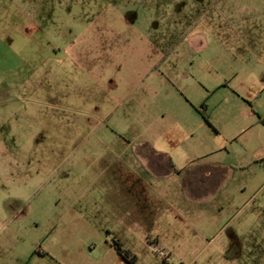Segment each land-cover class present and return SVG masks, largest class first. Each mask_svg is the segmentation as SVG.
I'll use <instances>...</instances> for the list:
<instances>
[{"label": "rangeland", "instance_id": "obj_1", "mask_svg": "<svg viewBox=\"0 0 264 264\" xmlns=\"http://www.w3.org/2000/svg\"><path fill=\"white\" fill-rule=\"evenodd\" d=\"M254 2L251 14L236 0H0V155L33 166L17 184H42L33 194L12 182L0 192V264H83L78 250L92 241L109 264V230L80 224L105 225L107 207L138 204L147 215L136 232L158 234L151 242L168 258L122 235L135 264H264V68L247 64L245 51L247 35H264V0ZM230 57L243 65L232 85L198 83L211 63L208 84H216ZM91 60L97 78L116 84L109 115L90 112L105 107L99 92L98 100L78 95ZM192 61L201 67L195 78L186 75ZM158 69L178 78L161 79ZM142 153L170 155L181 176L158 180L147 166L145 177L135 161ZM123 179L137 192H111ZM192 188L205 189V205L188 196Z\"/></svg>", "mask_w": 264, "mask_h": 264}, {"label": "crops", "instance_id": "obj_2", "mask_svg": "<svg viewBox=\"0 0 264 264\" xmlns=\"http://www.w3.org/2000/svg\"><path fill=\"white\" fill-rule=\"evenodd\" d=\"M241 1L243 3H240ZM236 2L243 5V6H241V8H246V10H248L251 14L253 13L254 9L249 7V5L250 6L255 5L256 3L254 2V0H236ZM112 31L113 30H111V34H112ZM97 33L101 36V34H100L101 32L99 30L97 31ZM94 36H96V34L94 35V31L91 29L89 37H94ZM238 36L240 38H242V34H239ZM247 37L251 38L250 41L248 42L251 45L248 46L247 50H245L246 48H241L245 51H248V53L251 54L250 61H247V64L252 66L253 62L258 63V64L260 63V65H262V67L264 68V35H263V32L255 35V36L247 35ZM252 39L255 40V43H253L254 41ZM259 39H262V40L260 41ZM82 40H85L86 42L88 41V39H82ZM90 42L93 43L94 41L91 40ZM257 42L262 44L261 48H259L256 45ZM127 43H128V40H127ZM192 45H193V48L197 49V50H200L203 48V46H201V45L196 46L194 43ZM95 49H96V45H92V46L90 45L91 51L95 52ZM230 49H231L230 52H232L231 56H235L232 54L234 53L233 50L234 49L236 50V48H234L233 50H232V48H230ZM108 55L109 54L107 51L105 58H107ZM78 57L82 60V57L80 55ZM259 58H261L260 59L261 61L259 60ZM230 60L233 62L232 57H230ZM92 62H93V60L87 62L86 66L84 65L86 67V69H88V72L92 75L91 81L90 82H88V81L83 82V80L81 78L75 77L74 78L75 79L74 84L76 87V86H79V84H82V82H83L84 90L81 94H78L81 97L84 98V96H85L88 98V100H98V98L94 95L100 93L101 97H103V100H105V102H106L105 107H104V104L100 105V106H93L92 109L90 110V112H92V114H94L95 112H98L99 114L104 112V115H109L110 113L108 111L107 106L112 104V102L117 98L116 94L118 93V91L114 92V90L116 88V86H115L116 84H115L114 79H111V78H104V77L97 78L94 75V72L91 71L92 69H94L93 66H90ZM235 63H236V61H235ZM235 63L233 62L229 66H226L227 68H225L223 70H222V68L216 67L218 70L216 72V74H218L219 80L216 81V84H214V85L208 84L210 82L208 71L210 70L211 66H213V64L209 63L210 66H208L206 68H204L205 65L202 64V65H204L202 68V75L204 76V80L200 79V80H198V83L204 84V86L207 87L209 90H210V88H212L213 91H216L219 88H224L225 86L230 85V84L232 85L233 79H236L240 74L238 68L243 69V65L241 68V66H238ZM190 65H191V69L187 68V74L186 75H187V77L193 78L195 76V74H194L195 71L200 70L201 67L195 61H192V63ZM108 67L109 66L106 65L104 67V69L107 70L106 68H108ZM251 68H255V66H253ZM159 70L160 69H158V72L161 75L160 76L161 79L162 78L169 79L167 77L168 75L169 76L172 75L174 78L175 77L178 78V74H179L178 72L167 73L166 71L160 70L161 71L160 72ZM60 81H64V79L62 78V79H60ZM0 83H2L1 77H0ZM69 83L72 84L73 82H69ZM202 84H200V85L203 86ZM144 86H146V85H144ZM138 96H139V94H138ZM123 97H122L123 102L126 101V103H124L123 107L128 112H130V110L132 109V105H131L130 100H133L135 98V94H132V92L128 93L126 95V100H125V95H123ZM235 97L237 98L238 96H235ZM61 98H63V95L60 96V99ZM247 98H249V97H247ZM1 100H3V99L0 98V101ZM248 100H250V99H248ZM221 101H219V102H221ZM194 104H197V103H194ZM217 104H219V105H216L219 108L222 103H217ZM111 106L112 107H110V111H111V109L113 110V108H114L113 105H111ZM201 106H203V108H205V110H206L207 106L209 107L210 104L207 105L205 102H202ZM143 107L146 108L145 103L143 104ZM144 108L142 109V111H145ZM244 128L245 127H243V129ZM5 146H7V144H2V148H13L12 146H9V147H5ZM146 156L147 155L145 153H142L141 156L135 155L136 164H139L141 167H143V172H144L145 177H146V170H148L147 166H149V169L155 174V176L158 177V180L165 179L167 177L170 178L173 175H175V177H177V178H179L181 176L182 170H183L182 167H177L176 163H173V159L170 157V155L167 154L166 156H162V157L158 156V159H157V157H153V156L152 157H146ZM20 161H22V160L18 159L17 156L12 157V158L7 159V160H3V158L0 155V184H1L0 192L6 190L7 189V187H6L7 183H11V182H12L10 185L11 188L15 189L17 187V188L22 189V190L30 189L32 194L34 192H36L42 186V184H39V185H33V184H28V183L27 184H25V183L17 184V182H19V180H20L21 175H25L28 177L30 170L34 171V168L32 165L28 166V163L26 161H22L21 163H20ZM105 161H107L106 165H114L115 164V159H107ZM171 163L174 165V167L177 170H179L178 172L172 166ZM189 171L192 172L193 169L189 170ZM121 175H127V174H125V169H121ZM48 176L49 175H46V180H48ZM30 178H32V177H30ZM218 180H221L219 176H218ZM120 182H122V183H119L116 186L114 184L113 180L111 181L112 188H114V191H111V192L117 194L118 196L119 195L125 196V194L130 195L132 192L133 193L137 192L138 188L136 189V191L131 190L129 181H127V184L124 183V179ZM120 187H122V188L120 189ZM185 187H187V186H185V184H184V186L182 187V193L186 192ZM219 188H221V184H219ZM116 189H117V191L115 192ZM203 190H205V189H199V188L197 190H193V188L189 189L188 191H190V193H188V196L190 195V196L194 197V194H195L194 198L199 199L198 203L203 206V205H205V203H203V202L207 196L206 194H204ZM143 191L145 192V190H143ZM219 193H221V192L218 190V194ZM32 194H31V196H32ZM128 196H127V198H128ZM183 197L186 198L185 195ZM105 210H106L105 213H103V214L101 213L102 217H104L108 220V222L105 225L99 224L98 222L97 223L86 222V223H81L80 227L82 226L85 228H90L95 233H97V231H99V230H102L103 232L106 229L109 230L107 232V234H105V235H107L106 236V244L108 247L105 255L107 257L108 256L110 257L109 260L111 262L109 264H135L137 262V257L135 255V252L132 249H130L131 248V247H129L130 245L125 244V242L123 241L122 235L124 237H129L132 235L133 239H134L133 242L135 245L141 244L144 241H147L146 244H148L153 239L158 240V234L156 235L155 238H150V237L147 238V234L143 235V234H140L139 232H136V230L144 229L146 226V223L144 221L145 216L147 215L146 208L144 206L141 208V206H139V204H138L134 207H131L129 205L123 206L121 209L114 207V206H109ZM11 213L13 216L15 211H11ZM12 218L17 219V218H19V216L16 215V216L11 217V218L7 217V220L12 219ZM3 222H4L3 211H2V207H0V226ZM117 230L121 231V233H117L116 232ZM102 235H103V237L105 236L104 233H101V236ZM109 239L113 240L112 243L110 242ZM90 243L91 244H88V243H85V244H87L89 246L93 244L94 247H90V249H87V250L85 248L78 250L81 261H83V264H102L101 263L102 261L100 259V255H98L97 251H96L97 242L92 241ZM119 246L123 250L128 251L127 258L124 257L120 253V251L118 249ZM40 255H43V254H40Z\"/></svg>", "mask_w": 264, "mask_h": 264}, {"label": "built area", "instance_id": "obj_3", "mask_svg": "<svg viewBox=\"0 0 264 264\" xmlns=\"http://www.w3.org/2000/svg\"><path fill=\"white\" fill-rule=\"evenodd\" d=\"M148 245H149L150 249H152L156 253H158L161 257L164 258V260H167L168 257H165L167 252L163 246L154 245L152 242H150Z\"/></svg>", "mask_w": 264, "mask_h": 264}, {"label": "trees", "instance_id": "obj_4", "mask_svg": "<svg viewBox=\"0 0 264 264\" xmlns=\"http://www.w3.org/2000/svg\"><path fill=\"white\" fill-rule=\"evenodd\" d=\"M260 122H261L262 124H264V117H260ZM171 164H172V163H171ZM172 166L174 167L173 164H172ZM174 168H175V167H174ZM175 169H176V168H175ZM176 171L178 172L179 170L176 169ZM118 249H119L120 253H121L124 257L127 258V256H128V251H127V250H123L120 246L118 247Z\"/></svg>", "mask_w": 264, "mask_h": 264}]
</instances>
